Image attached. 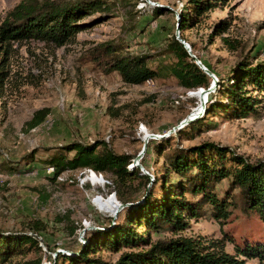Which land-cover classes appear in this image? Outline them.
Listing matches in <instances>:
<instances>
[{
	"label": "rangeland",
	"instance_id": "1",
	"mask_svg": "<svg viewBox=\"0 0 264 264\" xmlns=\"http://www.w3.org/2000/svg\"><path fill=\"white\" fill-rule=\"evenodd\" d=\"M22 1L0 0V29ZM99 1L105 8L86 16V29L61 47L25 40L11 41L7 52L0 50V63L7 74L0 91V231H27L25 226L32 220L44 222L48 228L39 237L41 254L31 251L4 264L33 260L36 255L42 256V264H53L59 253L75 255L87 243L86 237L113 228L129 208L116 213L117 207L125 204L117 198L111 174L85 169L66 171L55 178L54 167L44 161L71 143L105 142L117 155L133 157L129 168L140 169L153 181L167 175L168 153L206 144L222 147L253 164L264 162V93L258 88L247 85L245 90L248 98L257 100V113L231 119L223 109L208 115L215 100L226 103L216 93L218 86L208 95L202 111L204 88H183L173 76L129 85L119 73L107 74L89 61L95 49L112 44L144 58L154 70L169 67L175 59L166 54V46L177 34L180 14L188 9L190 0ZM222 23H227L228 30L216 32ZM183 35L218 84L221 79L227 83L228 75L240 63L253 67L264 62V0H222ZM225 38L234 48L225 44ZM43 109L49 110L45 121L29 128L28 123ZM196 115L199 118L177 129ZM148 136L155 138L148 139L141 167H135ZM67 155L71 158L74 152ZM93 175L98 179L92 180ZM131 184L137 190L136 202L130 203L133 207L142 203L147 188L141 177ZM214 192L233 203L227 220H216L207 207L203 216L186 219L189 226L184 231L151 232V244L189 239L206 253L224 252L243 264H264L235 249L246 243H264L262 221L255 213L243 212L238 191L229 194L230 179L217 184ZM72 227H78L75 234H71ZM145 232V228L138 229L139 234ZM137 249L99 248L93 255L116 262L123 253Z\"/></svg>",
	"mask_w": 264,
	"mask_h": 264
},
{
	"label": "trees",
	"instance_id": "2",
	"mask_svg": "<svg viewBox=\"0 0 264 264\" xmlns=\"http://www.w3.org/2000/svg\"><path fill=\"white\" fill-rule=\"evenodd\" d=\"M221 1L190 0L188 9L180 14L181 39L185 40L184 32L201 23L203 16L217 9ZM104 8L99 0H23L9 13V19L0 29V43L4 46H0V50L7 52L11 41L25 40L46 41L61 47L86 29L83 24L86 16ZM160 11L157 10L158 13ZM227 28V23H222L216 27V32H226ZM224 42L234 48L229 38H225ZM190 46L194 54L195 47L192 44ZM94 51L90 62L107 74L119 73L129 85H143L161 76H173L181 87L190 90L208 89L212 84V79L197 66L176 35L171 37L166 46V54L172 56L175 63L157 70L149 67L144 58L124 53L116 45L107 44ZM231 72L227 83L225 79L220 80L216 92L225 98L226 103L215 100L208 107V115L220 109L231 119L257 113V100L248 98L245 90L247 85H251L264 93V62L253 67L248 62L240 63ZM6 75L0 63V91L3 90ZM48 114L47 109L38 111L28 123L29 128L41 125ZM73 152L74 156L69 158L67 154ZM165 158L167 175L156 178V182L142 175L140 169L129 168L133 167V157L117 155L105 142L94 145L74 142L44 161L54 167L55 178L66 171L85 169L111 174L117 188V198L123 204L136 202L137 190H133L131 184L135 177H141L143 186L147 188L142 203L127 208L120 217L121 221L113 228L93 232V235L86 237L87 243L75 251L77 254L68 256L59 253L53 264H243L228 253H206L189 239H171L151 244L150 235L151 232L162 230L172 233L184 231L189 226L186 219L203 216L207 207L216 220H227L233 203L220 199L214 192L215 186L226 179H230L229 194L239 192L238 200L243 212L255 213L264 224V162L253 164L222 147L210 144L177 150L168 153ZM151 182L153 186L149 187ZM186 195H191L192 199ZM77 228L72 227L71 234H75ZM140 228H145L146 232L139 234ZM25 229L27 231L11 234L0 231V264L31 251L41 254L39 237L47 232V225L32 220ZM122 247L138 249L123 253L116 262L93 255L99 248L121 250ZM235 249L243 257L264 263V243H246L242 247L235 246ZM37 255L33 260L17 264H42V256Z\"/></svg>",
	"mask_w": 264,
	"mask_h": 264
},
{
	"label": "water",
	"instance_id": "3",
	"mask_svg": "<svg viewBox=\"0 0 264 264\" xmlns=\"http://www.w3.org/2000/svg\"><path fill=\"white\" fill-rule=\"evenodd\" d=\"M176 37L177 39L181 42V44L184 46V48L187 50V52L189 53V55L195 60V63L197 64V66L206 74L208 75L212 80V84L210 86V88L208 89H204L202 90V94H203V101H202V111H204L205 107H206V103H207V98H208V95L212 92H214L218 86V80L216 78V76L209 70L207 69L203 64L202 62L193 54V51H192V48L191 46L183 39H181L180 37V29H179V26H178V31H177V34H176ZM200 115H198L197 117L195 118H191V117H188L182 125H180L177 129L179 128H182L184 125H187V124H190L191 122H193L195 119L199 118ZM151 138H155V136H148L147 137V141L145 143V147L143 149V152L141 153V155L138 157V159L134 162V166L135 167H141L140 165V159L142 158L144 152L146 151L147 149V143H148V139H151ZM130 207L132 206V204H125V205H119L117 207V211L116 213H118L123 207Z\"/></svg>",
	"mask_w": 264,
	"mask_h": 264
},
{
	"label": "bare ground",
	"instance_id": "4",
	"mask_svg": "<svg viewBox=\"0 0 264 264\" xmlns=\"http://www.w3.org/2000/svg\"><path fill=\"white\" fill-rule=\"evenodd\" d=\"M198 115H196L195 117H197ZM195 117H191V118H195ZM96 179H98V177L96 178L94 175L92 176V180H96Z\"/></svg>",
	"mask_w": 264,
	"mask_h": 264
},
{
	"label": "built area",
	"instance_id": "5",
	"mask_svg": "<svg viewBox=\"0 0 264 264\" xmlns=\"http://www.w3.org/2000/svg\"><path fill=\"white\" fill-rule=\"evenodd\" d=\"M148 82H150V81H148ZM178 103V102H177ZM90 173H92V170H88Z\"/></svg>",
	"mask_w": 264,
	"mask_h": 264
}]
</instances>
